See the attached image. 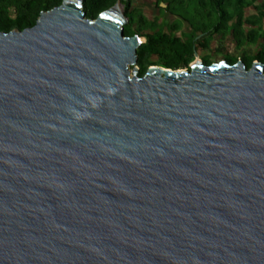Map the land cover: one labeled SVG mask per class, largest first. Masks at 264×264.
I'll return each instance as SVG.
<instances>
[{"label":"water","instance_id":"water-1","mask_svg":"<svg viewBox=\"0 0 264 264\" xmlns=\"http://www.w3.org/2000/svg\"><path fill=\"white\" fill-rule=\"evenodd\" d=\"M116 4L0 31V264H264V64L140 76Z\"/></svg>","mask_w":264,"mask_h":264},{"label":"rangeland","instance_id":"rangeland-1","mask_svg":"<svg viewBox=\"0 0 264 264\" xmlns=\"http://www.w3.org/2000/svg\"><path fill=\"white\" fill-rule=\"evenodd\" d=\"M124 2L128 3L127 8L131 12L127 18V29L139 31L143 43L144 36L158 31L174 40L177 47V51L161 48L154 54L142 57L146 70L152 67L174 71L189 70L195 60L207 66L221 62L232 64L241 61L245 66L249 62L250 65L255 62L262 63L260 59L252 61L261 51V41L253 43L249 37L261 33L264 29V0L244 9L241 28L236 30L231 26L236 21L222 23L209 0ZM119 3L124 7V14L126 7ZM7 14L15 17L16 8L9 6ZM219 23L222 27H219Z\"/></svg>","mask_w":264,"mask_h":264},{"label":"trees","instance_id":"trees-1","mask_svg":"<svg viewBox=\"0 0 264 264\" xmlns=\"http://www.w3.org/2000/svg\"><path fill=\"white\" fill-rule=\"evenodd\" d=\"M61 1L62 0H0V31L8 32L13 29L22 30L24 28L31 27L34 25L41 12L58 6ZM117 1H120L125 5L126 8L124 16L129 18L131 12L127 8L128 3L124 2V0H83L84 15L86 18L94 19L102 11L113 7ZM257 1L260 0H209V4L219 15L222 23L226 24L231 21H236L231 25L232 28L236 30V28H241L244 9L253 6V4ZM9 6H14L16 8V15L13 18L7 14V8ZM128 25L129 23L123 27V33L125 36L132 37L137 35L141 37L139 31L128 30ZM219 27H222L221 23H219ZM249 38L253 43L261 41L262 44L261 51L259 52L257 58H254L252 61L260 59V61L264 64V29L261 33L251 35ZM145 39L146 41L137 49V66L139 67L140 76H142L146 71V65H143L141 60L142 57L152 53L154 54L161 48H169L170 50L177 51L175 41L172 39L170 40L167 35L162 32H154L150 35L148 34L145 36ZM246 67H250V62L246 65Z\"/></svg>","mask_w":264,"mask_h":264},{"label":"flooded vegetation","instance_id":"flooded-vegetation-1","mask_svg":"<svg viewBox=\"0 0 264 264\" xmlns=\"http://www.w3.org/2000/svg\"><path fill=\"white\" fill-rule=\"evenodd\" d=\"M158 32V31H157ZM163 33V32H162ZM165 34V33H164ZM145 37V36H144ZM145 41H146V39H145ZM190 63V62H189ZM233 64V63H232Z\"/></svg>","mask_w":264,"mask_h":264}]
</instances>
